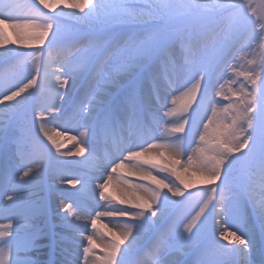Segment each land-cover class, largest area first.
<instances>
[{"label":"snow or ice","instance_id":"obj_1","mask_svg":"<svg viewBox=\"0 0 264 264\" xmlns=\"http://www.w3.org/2000/svg\"><path fill=\"white\" fill-rule=\"evenodd\" d=\"M39 4L52 11L56 7L71 11L62 10L58 16L48 17L44 23H40L39 17L44 14L35 0H27V3L0 0V47L9 42L5 33L7 26L14 30L13 35L16 36V40L11 43L28 40L33 43L25 44V47L38 49L31 54L15 52L16 57L22 58L19 63L25 69L30 56L33 68L27 83L10 94L8 89L13 87L11 81L0 80V89H4L0 91V108H3L4 114L13 112L20 101L15 104L6 102L15 101L26 90L33 89L28 95L42 108L41 118L44 112L50 117L42 120L40 131L58 149L57 141L48 135L44 125L61 118L69 121L82 115L83 101L70 97L71 88L81 80H88L90 84L95 82V86L87 93L92 97L88 100V116L102 131L118 127L126 129L122 136L114 140L109 152L94 158L96 172L106 174L97 177L101 181L100 199L108 200L105 195L108 184L113 174L123 168L125 163L140 173L143 181H151L156 186L149 189L143 184H130L131 189L141 191L144 195H125L119 204L129 207L101 205L105 210L95 212L90 220L93 230L102 217L123 222L124 228L118 234H113L105 255L97 257L93 264H140L138 260L130 261L129 257L145 240L149 241L147 252L153 257L154 264H229L223 258L221 249L216 247L218 242L201 247L200 228L196 226L193 230L194 222L185 226L183 232L174 223L161 227L180 203L172 198L184 196L185 190L189 188L178 169L198 173L202 185H216L206 189V194L210 193L208 200L212 201L218 195L220 207L216 209L217 214L232 217L236 221L235 231L220 232L223 240L234 245L231 249L222 246L223 252L238 254L239 264H256L254 257L258 247L264 249V62L257 64L253 59L249 61V70L239 73L250 82V87L246 88L242 83L240 89L233 92L235 101L232 96L219 92L216 97L229 101L227 106H220L221 100L212 95V74L217 69L221 73L229 69L236 73L233 64L238 58L236 53L251 48L252 41L256 39L264 43V16L257 17L255 0H148L147 15L129 12L128 0H52V3L39 0ZM260 7H264V0ZM257 24L260 25V31L255 36H246L249 27L255 30ZM128 29H138L141 38L132 42L136 52L128 55L125 67L121 61L129 49L122 45L126 43ZM46 40L48 48H39ZM186 43L191 44L190 62L178 64L170 55L171 48ZM61 45L65 46L68 55L56 74L66 79L49 86L47 74L41 72L42 58L45 54L51 57V50ZM101 52L111 54L110 72L106 71V65L100 60ZM158 67L163 68V73L157 71ZM182 74L199 77L185 93V110L197 101L199 93V101L192 112L202 108L212 112L208 123L204 124L203 132L196 124H191L189 131L185 132V125L189 124L185 116L181 117V122H169L159 116L160 106L167 105L166 97L159 94L157 81L161 75L167 78ZM145 83L150 86V92L144 91ZM65 88L69 91H62ZM64 105H67V110ZM161 121L172 123L171 131L179 135L166 137L161 144L151 143L153 139H161L153 135ZM210 127L211 134L208 131ZM196 136H199V142ZM31 143L33 154L39 155V137L33 136ZM192 144L197 147L189 154ZM161 148L164 151H157L156 155L168 167L148 159L140 160V157ZM85 151L84 147H80L76 154L83 155ZM185 156L186 164L181 162ZM238 163L240 169L237 175ZM154 169L161 173L170 172L179 184L169 186L163 178L153 174ZM32 171L28 167L23 172L20 181L16 182L19 190L14 195L7 200L0 199V219L9 221L0 228V264H36L28 257L29 250L36 245L41 235L34 221L46 215L49 207L46 203L34 202L23 195L24 187L31 183V179L25 178H29ZM90 179L92 177H84V183L87 184ZM217 181L220 182L218 185ZM69 183L75 186L81 183V179ZM162 189L167 191L162 192ZM64 207L67 211L71 205ZM213 207L216 208L215 205ZM200 212L203 213L204 208ZM73 215L77 221L82 219L75 213ZM63 220L73 232L81 236L82 229L88 226L74 223L67 215ZM86 240L87 246L82 251L84 264H88V258L94 251L93 235H87ZM126 241L128 244L122 248ZM161 249H183V252L172 259L157 258ZM197 249L199 252L194 260L189 262L184 258ZM64 264H79V258L76 261L66 259Z\"/></svg>","mask_w":264,"mask_h":264},{"label":"bare ground","instance_id":"obj_2","mask_svg":"<svg viewBox=\"0 0 264 264\" xmlns=\"http://www.w3.org/2000/svg\"><path fill=\"white\" fill-rule=\"evenodd\" d=\"M21 3H27V0H20ZM52 3V0H49ZM95 2V0H93ZM37 7L42 9L43 19H47L48 17L58 16L61 11H71L70 9H62L61 7H56L55 11L51 9L43 8V5L39 4V0H35ZM255 3L258 6L257 17L264 16V7H260L262 0H255ZM129 9L128 11L140 15V14H148V0H128ZM251 14V13H250ZM40 23H44L43 21ZM130 29L128 32H131L130 41H135L141 38L138 30ZM27 31V30H23ZM14 30L10 27L5 26V33L8 37L9 42L4 46L0 47V69L3 71L6 68V71L0 74V78H12L11 83L13 87L8 89V93L11 91L18 90V87H23L24 83H27V77L29 72L32 70L33 65L31 63V57L29 56V63L27 65V69L22 66L19 61L22 59L20 57L15 56V52H23L31 54L34 51H38L35 47H25V44H31L33 42L28 40H22L20 43H11V41L16 40V36L13 35ZM133 32V33H132ZM254 31L249 33L252 36ZM51 38V37H49ZM258 40V39H256ZM256 40L252 41L253 44L258 45ZM39 48H48V41L46 40L44 45L39 46ZM56 49H52V56L48 57L47 54L42 58V68L41 72L47 74V84L50 86L51 84H56L59 81L66 79L63 76H57V72L60 70V64L58 63V58L60 55V51ZM129 52L125 54L122 58V64L126 67V61L129 54L134 55L136 49L128 47ZM256 49V48H255ZM251 50L250 55H253L257 58V50L261 49V45L259 44L256 50ZM7 52V56L5 53ZM259 54V52H258ZM111 54L104 52L100 55V60L103 61L104 65H106V71L112 70V64L110 61ZM243 60V59H241ZM249 61L246 62V67L244 68L240 64H235L236 73H233L231 70L226 72L223 78H215L214 83L218 81L219 84L216 86L213 85L212 95L215 98H218L222 101V97H216V93L223 92L226 96H232L233 101H235V96H233V92L240 89L241 84L243 83L245 87H250V82L244 80V77L239 75L238 73H243L249 70L251 67ZM258 63H261L260 61ZM184 75V74H183ZM231 76V79L228 77ZM176 80L178 79L175 76ZM182 78V77H181ZM187 78V77H186ZM40 77L38 76V80ZM82 80L78 81L74 88H71L70 97L72 99L83 101V114L74 117L73 119L66 121L61 118L52 123H47L44 125L45 131L48 135H51L59 145V148L53 146L52 142L48 140L47 136L44 132L40 131V125L42 120H48L50 117L47 112H44L43 118H41L42 108L39 107L35 102H33L32 98L29 97V92L33 91V89H28L24 93L21 94L20 97H17L15 101L6 102L15 104L16 101H20L17 109L8 114H4L3 108H0V129H6L7 134L4 136L5 131H0V139L3 140L4 143H7V146H4L0 149V189L1 195L0 199L7 200L11 194H7L8 191L14 190L16 186L7 187L3 183L4 176L3 171H15V174L18 172H24L28 168H23L17 166L14 162L17 157L23 160H38L41 162V165L31 167L33 169L29 178H25V180L31 179V183L27 184V189H23V195H27L26 197L34 202L38 203H46L49 207V211L46 215H41L35 219V225L41 230V235L33 247L34 251L28 252V257L35 261L36 264H64V260L69 258V260L76 261L79 258V264H84V257L82 256L83 247H78L76 244H72L71 242H83L85 246V239L87 235H93L94 237V251L88 258V264H93L97 257L105 255L107 245L109 241L113 238V234H118L120 230L124 228L123 222H117L114 220H107L105 222L98 221L96 230H93L91 227V223L87 224L85 219L90 217L89 213L86 210L78 209L76 207L71 209L70 215L65 210L61 212L63 209L64 200L62 197H59V190H66L67 188L75 189V191L70 190V195L73 199L80 201L85 205V207H89V210H95L96 212L104 211V207L101 205L108 207H129L128 205H120L119 201L124 198L125 195L135 194L136 196H143L144 193L141 191H136L129 187L130 184L133 183L132 180H142L141 174L136 172L131 168V165L126 163L125 166L121 170H117V174H113L112 181L108 184V189L105 195L108 197V200L100 199V191L99 183L101 182L97 177L106 176L105 173L96 172L89 173L88 177H92L87 184L83 182V178L80 184L77 185H69L67 181V177L62 175L63 177L59 180L56 174L61 172L62 169L69 167V164L74 169V167H81L86 165L88 167L95 169V159L87 154V151L84 152L83 155H77V150L80 147H84L86 150L88 146L93 144L94 139H98L100 132L98 126L96 128L90 127V121L92 118L88 116V111L86 110V106L89 105L88 100L92 97L87 95L93 86V83L90 84L88 80H85L80 86ZM161 88H164V82L161 80ZM69 85H71V81H69ZM145 88V87H144ZM176 88V93L179 89H182L177 83L174 85ZM4 89H0L3 91ZM150 90V89H149ZM62 91H69L68 88L62 89ZM75 92V95H74ZM169 92V91H168ZM185 100H180V96H167L166 97V107L162 109L159 108V116L163 118V120H167L169 122H181V117L185 116V112H189L190 114L187 116L189 120V124L185 125V132L189 131V126L191 124H196L199 127L201 132L204 131V124L208 123V118L212 116V112L210 109H198L195 113L192 112V108L196 107V103L199 101V93H197V101L193 102L190 108L185 110V105L187 104L186 96ZM27 98V99H25ZM2 99V97H0ZM173 101L175 103L173 104ZM183 102L182 106L180 105ZM228 104L229 101H226ZM227 104L223 106H227ZM58 102V107H59ZM155 106V105H154ZM219 107V106H218ZM65 110H67V105H64ZM171 112V115H165V113ZM184 112V113H183ZM186 117V116H185ZM12 118V119H11ZM219 118H217V121ZM80 121V125L83 128H80L76 122ZM214 121V125L215 126ZM170 124V123H169ZM165 124L162 121L159 123V129L155 132H158V135H164L165 133L172 132L171 127L172 124ZM209 134L212 133V127L209 128ZM59 133V134H58ZM91 135V136H89ZM33 136L39 137L40 142V153L39 155L33 154V147L31 143V138ZM90 138V139H89ZM196 141L199 142V136L195 137ZM197 147L196 144H192L191 148H189V154H192V149ZM89 149V148H88ZM157 151H164V149H154L152 152L145 155L144 158L140 157V160L143 161L145 159L151 160L152 163L160 164L165 167H168L167 164L164 163L157 155ZM246 151V150H245ZM236 155H240L237 153ZM182 163H187V157H183L181 159ZM73 163V164H72ZM135 163V161L133 162ZM59 168H62L59 170ZM237 175L239 174L240 164L236 165ZM109 171H111L109 169ZM181 178L185 180L187 184H189V188L185 190L184 196L182 197H173L172 199L179 201L180 203L175 206V210L172 216L166 221L161 227H165L170 223H174L176 228L183 232L185 226L189 223L194 222L195 230L196 226L200 228V238H201V247H206L208 245L213 244L214 242H218L216 247L221 249V254L225 260L229 262V264H239L240 257L238 254H225L223 252V247L226 246L228 249H231L234 245L229 243V241H225L221 238V231H235L234 225H236V221L232 217H225L222 215H218L216 209L220 207L218 201L219 196L217 195L212 201L208 199L204 203H200L195 194L201 190L206 191V189L215 187L216 185H202L200 183V175L194 171L189 170L185 172L183 169H178ZM120 173L123 174V177L120 176ZM153 174L157 175L158 178H163L165 183L172 186L174 184H179V181L176 179L174 175H171L170 172H159L158 169L153 170ZM56 176V177H55ZM123 178V179H122ZM64 179V180H63ZM258 179V178H257ZM56 180V181H55ZM143 181V180H142ZM149 185H153L151 181H144ZM220 182L217 181L218 185ZM89 184V186H88ZM153 187H156L153 185ZM183 187V185H180ZM167 191V189H162V192ZM169 196L171 194L169 193ZM207 204V207H205ZM216 206V208L213 207ZM60 207V208H59ZM201 208H204V212L201 213ZM80 214L81 220L78 222H74L77 224H87L86 228H83V236L75 233L72 229L66 224L59 223V215L68 217L69 220L74 221L75 216L73 215ZM200 213L199 218H197V214ZM58 218V219H57ZM91 218H93L91 216ZM108 218V217H105ZM128 219V218H124ZM47 221L45 224L44 222ZM9 222H0V228L6 225ZM107 225V226H106ZM98 231V232H97ZM131 238H129L130 240ZM87 243V242H86ZM149 241L145 240L142 242L141 247L134 251L130 257V261H139L140 264H154L153 262L143 261L140 258V253L142 250H147V245ZM128 244V241L125 242V245H122V248ZM36 246H39L36 248ZM76 247V248H75ZM198 250V249H197ZM197 250H195L197 252ZM183 249H177L174 251H170L167 249H161V252L157 256V258L163 259H172L177 254H182ZM195 252V253H196ZM190 256V254L188 255ZM188 256L184 257L185 259H189ZM193 259L196 258L194 254L192 256ZM256 264H264V249L258 247L257 252L254 257Z\"/></svg>","mask_w":264,"mask_h":264},{"label":"rangeland","instance_id":"obj_3","mask_svg":"<svg viewBox=\"0 0 264 264\" xmlns=\"http://www.w3.org/2000/svg\"><path fill=\"white\" fill-rule=\"evenodd\" d=\"M257 18V17H256ZM217 20L218 21H220L221 20V18L220 17H218L217 18ZM252 31H254V33L253 34H256V33H258L259 31H260V25L259 24H257V25H255V30H253V28L252 27H249V29H248V33H247V35L246 36H249V33H251ZM138 32H139V30H138ZM127 34H128V32H127ZM138 36H140V35H138ZM251 36H252V34H251ZM256 42L258 43V45H256V44H253V47L252 48H249V50H248V48H246L245 49V52L242 54V53H238L237 55L238 56H240L241 54L242 55H244L243 57H242V61H241V63H240V65H242V64H244V65H242L244 68L246 67V62H248V60L250 59V60H253V59H255L256 61H257V64H259L258 62L260 61V62H263V58H262V54H260V50L258 49L256 52H257V58L256 57H254L253 55H250V52H251V50H254L255 48L257 49L258 48V46H259V44L261 45V47H262V49L264 50V43H262L259 39L258 40H256ZM253 43V42H252ZM123 46V45H122ZM178 46H179V44H176V45H174L172 48H171V51H170V54H172L177 48H178ZM62 47V46H61ZM255 49V50H256ZM58 50H61L60 51V55H59V57L58 58H60V59H58V63L61 65L63 62H64V60H65V57L68 55V52H67V50H66V48H61V49H58ZM258 52H259V54H258ZM178 56H179V54H178ZM239 62H240V60H239ZM1 70V69H0ZM217 74H219L220 76L223 74V73H221L220 71H219V73H217ZM218 75V76H219ZM188 81L190 82V79H188ZM196 83V82H195ZM195 83L194 84H192L193 86L195 85ZM217 84H219L218 83V81H216L215 83L213 82V85L214 86H216ZM187 85V81H184V84L181 86V87H185ZM180 92V93H179ZM178 92V94H176V96H180V100H182V101H184L185 100V97H181V96H185V93L186 92H188V89L185 87V88H183L181 91H179ZM183 92V93H182ZM171 94H172V91H171ZM174 104V103H173ZM182 104H183V102L180 104L181 106H182ZM172 123H170L169 124V126L171 125ZM145 182H143V183H139V184H144ZM145 187H148V186H146V185H144ZM206 200H200V203H204ZM85 244L87 245V243L85 242ZM83 246L84 247H86L84 244H83ZM141 255H142V253H141Z\"/></svg>","mask_w":264,"mask_h":264}]
</instances>
